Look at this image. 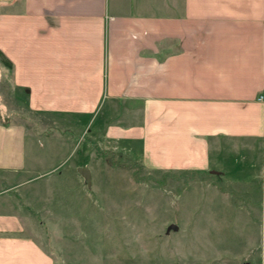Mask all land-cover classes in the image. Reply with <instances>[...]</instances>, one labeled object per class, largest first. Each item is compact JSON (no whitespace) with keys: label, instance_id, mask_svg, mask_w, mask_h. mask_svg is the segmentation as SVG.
I'll use <instances>...</instances> for the list:
<instances>
[{"label":"crops","instance_id":"crops-1","mask_svg":"<svg viewBox=\"0 0 264 264\" xmlns=\"http://www.w3.org/2000/svg\"><path fill=\"white\" fill-rule=\"evenodd\" d=\"M0 51L30 111L151 170L264 151V0H0ZM26 147V127L0 121V177L29 171ZM38 176L0 178V264H59L27 230L22 192L45 196Z\"/></svg>","mask_w":264,"mask_h":264},{"label":"rangeland","instance_id":"rangeland-1","mask_svg":"<svg viewBox=\"0 0 264 264\" xmlns=\"http://www.w3.org/2000/svg\"><path fill=\"white\" fill-rule=\"evenodd\" d=\"M1 63L0 121L26 127L29 171L0 178L40 175L32 185L45 196L22 192L27 230L59 264H264L260 144L254 155L240 144L230 154L238 160L218 156L206 171L151 170L89 128L69 133L64 115L30 111ZM79 166L91 170V186Z\"/></svg>","mask_w":264,"mask_h":264},{"label":"water","instance_id":"water-1","mask_svg":"<svg viewBox=\"0 0 264 264\" xmlns=\"http://www.w3.org/2000/svg\"><path fill=\"white\" fill-rule=\"evenodd\" d=\"M79 172L80 174L85 178V180L87 181L88 186H91L92 181H91V177H92V173L91 170L87 167H79ZM171 229L177 230L178 229V225L177 224H170L168 226V231H170Z\"/></svg>","mask_w":264,"mask_h":264},{"label":"trees","instance_id":"trees-1","mask_svg":"<svg viewBox=\"0 0 264 264\" xmlns=\"http://www.w3.org/2000/svg\"><path fill=\"white\" fill-rule=\"evenodd\" d=\"M0 59H1V62L8 68H11L12 67V62L6 58V56L3 54V52L0 51ZM2 123L4 124H9V121H1ZM110 163L114 164L113 161L110 160Z\"/></svg>","mask_w":264,"mask_h":264},{"label":"built area","instance_id":"built-area-1","mask_svg":"<svg viewBox=\"0 0 264 264\" xmlns=\"http://www.w3.org/2000/svg\"><path fill=\"white\" fill-rule=\"evenodd\" d=\"M261 99H263V97Z\"/></svg>","mask_w":264,"mask_h":264}]
</instances>
